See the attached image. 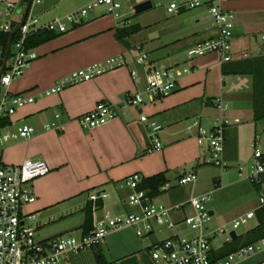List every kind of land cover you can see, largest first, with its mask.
<instances>
[{
    "label": "crops",
    "instance_id": "0c3cea01",
    "mask_svg": "<svg viewBox=\"0 0 264 264\" xmlns=\"http://www.w3.org/2000/svg\"><path fill=\"white\" fill-rule=\"evenodd\" d=\"M91 1L93 0H41L39 4L45 6L43 10H54V16L51 17L54 19L76 11ZM141 1L144 0H134V5ZM150 1L152 2V0ZM4 2L5 0H0V7H3ZM37 4L33 7V13ZM225 6L230 10L237 11L236 21L237 13L244 12L245 14L240 20L247 19L246 22L253 23L249 28L257 30L246 31L243 25H239L246 33L261 32L262 43H256L252 50L253 55L247 54L246 46H243L242 39H240V36L246 38L247 35H242L243 33H238L242 30H237V35L234 33L232 38L231 54L233 59L222 65L218 63L217 54L211 53L191 58L186 53L187 49L197 41L212 37L217 33V28L213 25L205 9L171 14L162 8L159 13L150 14L144 18L143 15H140L139 22L135 23L141 26L140 30L127 36L124 40H119L116 37V31L124 25L132 24H126L125 20L115 17L103 5H93L88 8L80 24L69 25L67 31L34 47L37 57L8 87L10 93L17 94L26 91L28 94L35 95L34 102L17 109L9 117L8 127L15 129L24 124L21 122L24 118H31L33 123L36 122L35 127L30 124L34 127V132L26 139L1 138L12 140L16 146H23L21 153H7V150L4 152V149H0V151L3 157L7 155L12 164L21 163L28 157L43 159L49 164L50 172L32 183L35 200L25 206V211L34 213L35 219H38L37 216L41 210L47 209L51 205L58 206L57 220L65 218L64 222L67 225L44 236H39L37 233L38 238H54L70 233L72 230L78 232V236L83 234L81 228L84 221L83 209L89 202V194L104 190L109 195L107 198H111L110 192L106 190L109 185L115 187L117 196L112 198L109 203L105 202L106 198H104L102 200L104 207L115 213L136 209L125 202L126 195L130 192L124 184L125 179L133 173L147 177L158 172H165L168 181H170L173 176H169L168 172L174 170L179 161H186L189 157L186 152L185 158L172 157L171 153L174 148L185 145L186 150L191 142L195 157L198 158L197 152L201 146L196 143L197 128L192 125L193 123L187 125L186 121L193 116L194 120H198L199 125L204 127L208 123L207 127L211 128V118L216 114V110L222 115L227 109L226 106L221 112L216 107L215 99L220 94V88L225 87L222 92L223 97L221 95L220 97L226 104L229 100H233L236 102L237 108L245 107V110L250 109L253 112L248 122H253V118L263 117L261 115L264 114V105L259 107L258 117L254 111L252 74L229 71H238L241 66L238 63L264 57V0H227ZM22 17L23 14L17 15V20ZM51 18L50 20H52ZM2 26L3 21L0 19V30H2ZM15 30L16 28L11 33H15ZM141 32L144 35L137 37ZM135 37L139 39L135 41ZM137 46H141L142 49L148 47L149 51L154 52V57L150 59L153 65H166L172 67L173 70L175 66H184L176 72L178 81L173 92L154 99L145 94L142 104L129 106L124 101L125 93L142 91L147 82V69L141 73L135 70L136 77L131 74V71L134 70L131 55ZM7 49L5 57L9 59L13 53L12 45L10 44L9 48L7 45ZM248 49H252V46ZM117 55H123L128 60L125 66L100 74L89 81L67 86L59 92L41 95L40 91L53 86L58 79L65 77L70 72ZM159 60L168 62L160 64ZM247 67L250 68V66ZM185 68L188 69L186 72ZM220 78L222 79L221 85L218 82ZM13 84L17 93L11 90ZM100 101L114 105L117 112L116 117L93 129L81 127L77 122V117L91 110ZM140 113L151 115L158 120L163 126L162 135L166 138L178 135L183 131L192 133H189L187 138L172 142L169 145L173 148L172 150L163 147L160 151L146 153L149 141L148 131L140 122ZM233 117V124L230 125L240 122L239 116ZM52 123L54 126L46 128V124ZM239 132L237 128L232 133L225 130L224 159L227 162L239 158ZM254 144L257 145V142ZM254 144H252V148H254ZM260 144L264 151V139ZM189 172L193 171L184 173ZM182 174L176 175L175 178L177 177L178 180ZM219 180H213L216 188L220 186ZM183 187L184 185L178 183L174 185L170 183L168 189L161 188V194L155 197V200L169 207L176 203H184L189 196L185 195ZM252 188L254 187L252 186ZM255 190L258 192L257 189ZM191 192L189 190V193ZM70 202H75V205L65 209L63 204ZM256 206L257 203L253 204L232 219L255 209ZM73 207L76 208L75 212L72 211ZM60 209L61 211H59ZM210 211H213V217L215 209L212 207ZM192 213L193 209L188 203L184 204L179 211H173L171 217L175 221L174 228L182 227L183 218ZM55 215L52 214L49 218L55 221ZM74 215H78L76 221L68 223V220L73 219ZM79 215L81 216L79 217ZM232 219L225 223L211 222L210 220L207 229L210 230L229 223ZM250 220H253L250 227L252 228L256 225V218L253 217ZM42 221L40 219L37 221L38 224L36 222L37 231L41 227ZM162 232L155 228L146 241L138 237L132 227L117 229L109 232L96 246L78 253L64 254L59 264H154L149 254L150 244L166 238L162 236ZM235 233L236 235L241 234ZM173 235L179 234L171 233L168 236ZM222 245V243L216 246L212 244V249L216 251ZM232 264H264V248L245 258H239Z\"/></svg>",
    "mask_w": 264,
    "mask_h": 264
},
{
    "label": "built area",
    "instance_id": "2783aa9c",
    "mask_svg": "<svg viewBox=\"0 0 264 264\" xmlns=\"http://www.w3.org/2000/svg\"><path fill=\"white\" fill-rule=\"evenodd\" d=\"M227 0H170L166 11L171 14L205 9L217 33L209 38H204L191 45L186 53L188 57H199L211 53L217 54L220 65L232 61V38L234 36V20L236 14L226 8ZM41 0H5L0 7V19L3 21L2 30L17 33L14 41H10L13 53L8 59L0 44V122L16 112L17 109L32 103L35 100L33 93H10L8 90L12 81L21 76L24 69L37 57L34 48L26 46L27 38L41 30H49L58 33L67 31L68 25L80 24L88 8L93 5H103L109 13L121 18L119 12L121 3L119 0H93L76 11L42 23L33 13L35 4ZM131 11L134 8L131 6ZM23 17L17 20V15ZM129 23V19L125 20ZM264 41V37H263ZM139 59L146 60L147 54L141 53L142 47L137 46ZM9 54V53H8ZM127 63L123 55L111 56L103 61L96 62L70 72L65 77L58 79L55 84L43 91L41 95H50L59 92L63 88L81 82L89 81L105 72L125 66ZM147 82L142 91H128L125 93V103L129 106H138L145 100V94L150 98H160L173 92L177 87L178 77L172 67L166 65H153L146 62ZM188 69H184L186 72ZM136 77V71H131ZM216 107L222 112L227 104L218 97L215 99ZM117 115L114 105L106 102H98L91 110L79 115L77 121L83 128L93 129L104 125ZM140 122L147 128L148 145L146 153L160 151L163 148L159 133L162 124L153 116L140 113ZM232 121L217 116L213 119L212 126L208 130L199 125L198 120L193 121L197 128L196 143L205 147L207 153L203 162L213 164L223 169L227 167L224 161V134L226 125ZM46 128L54 124H46ZM34 132L30 125L18 126L15 129L0 125V139L13 140L26 139ZM253 161L248 172H244L243 165L237 167L240 175L255 189L258 188L257 206L234 219L229 223L219 225L208 230V224L212 218L210 210L205 207V202L211 198V192L199 195H191L184 203H176L167 206L150 197L145 189L138 188L142 180L139 173L129 175L125 186L130 190L126 195L127 205L136 209L126 212L115 213L111 209L97 205L98 200H103L109 195L106 191H94L88 199L92 201V228L87 234L79 236L61 235L49 239L37 237V225L34 224L36 215L25 211V206L35 200L31 183L50 172V167L43 159L25 158L19 164H4L0 161V264H59L66 253H78L85 249L100 244L105 236L114 230L124 227H132L138 237L148 241L149 236L157 228L159 231L164 227L171 229L175 221L171 217L173 211H179L184 204L188 203L193 213L183 218V223L188 225L193 232L180 237L168 236L153 244H150V257L154 264H232L237 258H245L251 253L264 248V237L255 243L240 247L237 251L229 253L222 259L211 262L212 239L223 236L224 242H229L231 233L241 225L247 224L255 215L256 209L264 206V151L257 145H253ZM196 181L194 172L184 173L179 176L178 184L186 185ZM166 183L162 189H168Z\"/></svg>",
    "mask_w": 264,
    "mask_h": 264
},
{
    "label": "rangeland",
    "instance_id": "374dc122",
    "mask_svg": "<svg viewBox=\"0 0 264 264\" xmlns=\"http://www.w3.org/2000/svg\"><path fill=\"white\" fill-rule=\"evenodd\" d=\"M169 1L170 0H152V7L151 8L136 14V13L132 12L131 8H130V6H134V0H120L121 7L119 8V12L122 15V17L120 19H123V21L129 19V24L138 23L140 20V17H139L140 15H143L142 17L144 18L150 14L152 15L155 13H159L162 10V8L166 9ZM43 7H45V6H42L41 4L38 3L35 7L34 13H35V16H37L41 22L46 23L48 20H50L51 17L54 16L53 15L54 10H49V9L43 10ZM48 11H49V13H48ZM236 12L237 11L235 10L234 13L236 14ZM209 21H210V19H209ZM65 22L69 27V22H67L66 20H65ZM237 30L238 31L242 30L241 32H238V33H243L242 35H247L246 38H244L243 36H240V39H242L243 46H246L247 54L253 55L252 50H253L254 46L256 45V43L257 42L259 44L262 43V33L261 32L246 33L244 31L243 27L241 25L237 24V21L235 19L234 20V33H235V35H237ZM142 35H144L143 32H141V34H138L137 37H142ZM137 37L134 38L135 41H137V39H139ZM250 46H252V49L249 50L248 47H250ZM143 52H145L147 54L146 60L139 59V52L135 49H134V51H132V55H131L132 56L131 61L133 62V69L136 70L137 72H140V73L144 69H146V65H145L146 62H150V59H152L154 57V52L151 50L149 51L148 47L143 48L141 53H143ZM158 62L160 64H165L168 61L167 60H159ZM183 66H181V67L178 66L179 68L175 66L174 72L176 73L179 69H182ZM219 74H220V72H219ZM218 82L221 85L222 79L220 78ZM227 82H228V80H227ZM224 89H225V87L223 89L220 88V91H219L220 94L217 97H220V95L222 96V92ZM11 90L13 92H16L14 84L11 87ZM21 93H26V91H22ZM235 103H236L235 101L229 100V102H227V109L225 110L224 113H222L221 116L224 119L232 121V124L234 121L233 116L236 115V116L240 117L239 123H235L234 125H226V128H225V130L227 129L231 133L233 132V130L235 128L239 129L240 136L238 137V143L240 146V148H239L240 153H239V158L236 160L232 159V160H229V162H227L224 159L225 165L228 166L225 169H223L219 166H215L213 164H207V163L203 162V157L207 153L205 147L201 146L199 148V151L197 152L198 158L195 157L194 148H193V145H191V142L188 144V148L186 150L184 148L185 145L182 147L176 148V149L169 147V145L172 142L177 141V140L180 141V139H182V138H187L189 133L190 134L192 133L191 131L190 132L189 131H183L180 134L174 135L173 137H169V138L164 137V135H162V132L159 133L164 149L165 148L166 149L170 148V150L173 149L172 153H171L172 157H177L178 159H181V158L186 157L185 152L189 154V157L186 159V161H183V160L179 161L177 163V166L175 167V169L170 170L168 172L169 176H173V178H171V180L168 181V184H170V183L173 185L177 184L178 180H177V177L175 178L176 175L182 174L185 171H191L192 170L196 174V181L194 183L184 185L183 189L185 190V195H188L190 197L191 195L202 194L205 191H207V192L212 191L211 195H210L211 196L210 200L205 202V204H204L207 210H210L212 207L215 209V214L211 218V222L225 223L228 220L232 219L239 212H243L248 207L252 206L253 204H256L257 199H258L259 193L254 188H252L249 181H247L243 178V175L239 174L237 167L239 165H243L244 172H248L250 170V166H251V163L253 161L252 144H254L255 142H257V147L259 149L263 150V147L261 146L260 143L264 139V116L259 118V119L253 118V120H254L253 122H248V119H249V117H251V114H253V112L250 109L245 110V107L242 108L243 110L240 108H237ZM246 103L248 104V101ZM214 113H215V111H214ZM217 116H220V113L218 112V110H216V114L214 115V117L211 118L212 122H213V119ZM26 119L27 118H24L21 121L22 123H24L21 125L32 124L35 127L36 122L33 123L32 122L33 120L31 118H29L27 120ZM193 121H194V117L191 116V117H189L188 121H186V124L191 125L193 123ZM78 124H79V122H78ZM207 126H208V123H206V125L204 127L209 130L210 128ZM210 127H211V124H210ZM12 130H13V128H12ZM14 144H15V142H13L12 140L0 139V149H4V152H5V150H7V153L8 152H12L14 154L21 153L23 151L24 147L20 146V145L16 146ZM143 155H147V154H143ZM0 159L3 160V161H1V160L0 161L3 162L4 164H12L8 160L7 155L6 156L4 155V157L2 156L1 151H0ZM14 164H19V163H14ZM214 179H220L219 180L220 186L217 188L215 187V184L213 183ZM32 183H31V186H32ZM192 186H194V188H192ZM106 190L109 191L110 195H111V198L105 199V202L109 203L112 198L117 196L116 195L117 192L115 191V187L110 186V185L106 187ZM189 190H191L192 192L189 193ZM63 205H64L63 207L66 209L67 207H69L71 205H75V202H70V203L63 204ZM53 207L54 206L51 205L47 209L41 210V213L38 214V216H37L38 219L34 220V224H36V222L40 219L43 220L42 223L40 224L41 227L37 231L39 236H44L48 233L54 232L59 227L67 225V223L64 222L65 218L63 220H57V217L59 216L57 213L58 206H56L54 208ZM75 209L76 208L73 207L72 211L75 212ZM77 210H78V207H77ZM59 211H61V209ZM52 214H54V215L57 214V215H55L56 216L55 221H53L52 219L49 218ZM80 216L81 215H79V217ZM77 217H78V215H74V218L68 220V223L76 221ZM57 222H59V223H57ZM252 222H253V220H249L247 222V224L241 225L239 228H237L235 230V232L241 233L242 231L249 229L252 225ZM37 224H38V222H37ZM162 231H163L162 236H164V237H167L171 233H178L179 235H177V236L183 237V236L193 232V230L186 224H183L182 227H175V228L173 227L171 229H167L164 227L162 229ZM65 235H67V236H78V232H76L75 230H72V231H70V233H65ZM223 239H224L223 236H217L216 235L213 238L211 243L213 244V246H216L218 244L220 245L221 243L223 244V242H224ZM237 259H239V258H237ZM237 259H235V260H237Z\"/></svg>",
    "mask_w": 264,
    "mask_h": 264
},
{
    "label": "trees",
    "instance_id": "16d2710c",
    "mask_svg": "<svg viewBox=\"0 0 264 264\" xmlns=\"http://www.w3.org/2000/svg\"><path fill=\"white\" fill-rule=\"evenodd\" d=\"M141 26L139 24L132 25H124L122 28H119L116 31V37L119 40H124L127 36H130L140 30ZM60 33L49 31V30H41L30 35L26 40V46L29 48H34L44 42H47L55 37H57ZM17 37V33H10L0 30V44L3 47L4 53L7 49V45L9 41H14ZM241 65L238 68V71H229V72H238V73H246L252 74L253 84V101H254V111L256 117H258V112H260V108L264 105V57L250 59L244 61L242 63H238ZM237 64V65H238ZM247 66H250L248 68ZM261 116H264L261 115ZM8 122V119L5 118L0 122V125H5ZM168 183V179L165 172H158L151 176L142 177L141 182L138 185V188L145 189L150 197H157L161 194V188ZM259 187L256 189L258 190ZM97 205L101 206L102 201L98 200ZM91 209H92V201L89 202L84 207V221L81 225L83 234H87L91 228ZM254 217L256 218V225L244 233L239 235H235L231 238L229 242H224L222 247L218 250H212L210 260L211 262H215L218 259H222L227 256L231 252L237 251L240 247L247 246L249 244L255 243L258 239L264 237V206L256 209Z\"/></svg>",
    "mask_w": 264,
    "mask_h": 264
},
{
    "label": "water",
    "instance_id": "95a60500",
    "mask_svg": "<svg viewBox=\"0 0 264 264\" xmlns=\"http://www.w3.org/2000/svg\"><path fill=\"white\" fill-rule=\"evenodd\" d=\"M151 7H152V2H151L150 0H144V1H141V2H139V3H136V4L133 6V8H134V13H136V14H137V13H140V12H142V11H145V10L151 8ZM244 14H245V13H244V12H241V11L237 13V23L243 25L246 31H254V30H257L256 28H255V29L249 28V27L252 26L253 23H251V22H246L247 19L245 20V19L243 18V20H242V19L240 20V18L243 17ZM9 45H10V41H9V44H8V48H9ZM7 50H8V49H7ZM210 214L212 215V214H213V211H210ZM231 235H232V237H234V236L236 235L235 231H233V232L231 233Z\"/></svg>",
    "mask_w": 264,
    "mask_h": 264
}]
</instances>
